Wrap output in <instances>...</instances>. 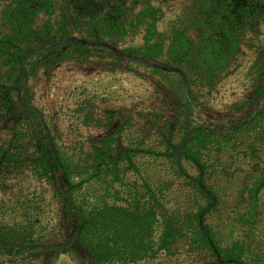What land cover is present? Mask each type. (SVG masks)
<instances>
[{
	"label": "trees",
	"instance_id": "1",
	"mask_svg": "<svg viewBox=\"0 0 264 264\" xmlns=\"http://www.w3.org/2000/svg\"><path fill=\"white\" fill-rule=\"evenodd\" d=\"M110 2L4 0L1 5L0 187L10 178L23 176L27 181H33L38 189L47 191L51 201L63 206L65 217L61 221L57 208L46 210L45 196L40 190L35 193L36 187L28 182L27 191L21 192L16 201L22 204L26 215L24 225L0 224V264L4 260L10 264H27L28 261L35 264L36 258L44 261L43 264H56L61 253L68 254L77 264H134L154 261L160 256L169 258L179 247L209 257L206 264H257L247 257L248 252L254 255V251L245 240L236 239L229 245H221L207 222L210 219L207 215L220 203L221 180L211 178L212 170H219L226 179L224 182L228 180L234 184L236 177L230 174V168L244 170L238 155L236 159L233 157L234 153L238 154L236 145L248 142L241 153L248 157L245 164L249 168L250 148L258 144L262 149L256 150L264 151V41L256 47V57L247 76L254 87L250 94L254 101L260 102L258 109L251 114L246 110V116L222 125L198 124L182 140L175 142L176 145H169L174 139L172 133H162L161 147L110 145L112 140L108 138L103 145H87L82 151L81 146L78 149L69 146L64 150L42 114L31 108L33 95L29 81L38 70L50 69L56 51L73 46L70 51L74 53L75 47L92 52L102 42L96 29H101L102 24H105L103 28L107 24L111 28L118 27L116 19L121 17L118 11L121 5L118 0ZM193 8L190 14L197 17L201 28L196 35L197 45H194L199 61L187 62L183 69L180 66L186 62L183 57L192 61L191 40L185 54L178 57L172 54V48L186 44L184 35L170 47L169 60H160L161 67L156 69L160 73L167 72L165 65L169 64L178 66L177 71L185 80L194 74L203 78L212 76L237 53L244 31L253 33L259 26L264 30V0H198ZM143 14L137 19L142 21ZM117 30L125 31V26H119ZM82 32L85 35H79ZM155 32L156 27L151 22L147 38H152ZM155 45L158 44L148 43L138 51L139 56L151 60L158 57ZM254 66L257 68L252 72ZM187 88V93L192 96L190 85L187 84ZM129 125L130 122L125 120L121 135ZM249 131L253 132L250 139ZM213 144L224 151L222 159L216 158L217 163L208 158ZM143 156L153 160L165 158L167 162L161 165L166 177L149 176L148 169L152 164L145 166L137 159ZM237 159V164L232 167ZM187 165L193 171H189ZM259 165L263 167L259 162L253 168L257 170ZM130 174L139 175L133 181L135 187L126 184ZM75 177L79 180L75 181ZM107 177L125 183L123 195L116 191L109 197H96L94 203L88 202L90 197L86 193L77 195L84 183L95 180L103 185ZM249 179L251 182L244 189L247 194L245 206L237 217V226H245L246 231L254 220L264 171L260 167ZM175 181L186 187L182 193L195 203L194 206H165L166 191ZM106 189L111 192L110 188ZM250 204L251 207L246 209ZM248 211L249 215H245ZM56 224L58 241L52 242L48 235ZM80 251L85 252L87 259L81 257ZM44 253L47 254L45 260Z\"/></svg>",
	"mask_w": 264,
	"mask_h": 264
},
{
	"label": "rangeland",
	"instance_id": "2",
	"mask_svg": "<svg viewBox=\"0 0 264 264\" xmlns=\"http://www.w3.org/2000/svg\"><path fill=\"white\" fill-rule=\"evenodd\" d=\"M112 2L113 0L110 3ZM3 3L4 0H0V10ZM118 3L121 5L118 9L121 17L116 19L118 27L111 28L107 24V27L103 28L105 24H102L101 29H96V35L102 36L99 48L91 49L92 52L87 49L85 52L75 47L74 53L70 51L73 46L70 49L69 46L62 47L54 54L55 62L50 69L38 70L29 81L33 95L31 108L42 114L60 148L66 150L71 146L78 149L81 146L82 151L87 145H103L102 142H106L108 138L112 140L110 145L161 147L162 133H172L174 139L169 145H176L175 142L182 140L198 124L222 125L232 119L246 116V110L251 114L258 109L260 102L257 99L254 101V96L250 94L254 87L247 76L248 68L256 57V47L264 41L262 26L253 33L244 31L241 34L237 53L219 72L207 78L194 74L185 80L182 79L181 72L177 71L179 67L176 65H165V73L156 69L161 67L160 60H169L170 47L181 41L184 35L187 37L184 38L186 44L172 48V54L177 57L185 54L190 40V48L197 45L196 35L201 28L197 24V17L190 14V11L198 4V0H118ZM141 13H144L142 21L137 19ZM151 22L156 27V32L152 38H147V28ZM262 23L264 24V21ZM262 23L260 25H263ZM122 25L125 26V31L117 30ZM82 34L84 32L79 35ZM151 41L158 44L155 45L158 57L151 60L139 56L138 51H142ZM190 53H193L192 61L183 57L182 60L186 62L180 64L182 69L187 67V62L191 64L199 61L195 48ZM256 68L257 66L252 67V72ZM187 84L190 85L192 96L187 93ZM125 120L130 122V125L121 135ZM226 127L228 126H224ZM247 134L248 139L253 136L252 131ZM247 143L242 141L236 145L238 154L231 151L235 159L238 155L242 160L244 169L242 171L240 168H230V174L236 177V183L232 184L227 180L226 182L230 183L228 186L220 171L215 168L212 170L211 178L221 180L218 191L220 203L207 215L210 216L207 222L216 232V238L221 245H229L236 239L245 240L251 244L250 248L254 251V255L248 252L247 257L254 259L257 264H264V183L257 193V206L251 226L248 225L247 231L245 226H237V217L240 215L238 213L243 210L247 198L244 189L251 182L249 176L256 175L260 167L264 171V151L261 153L256 150L262 149L258 144L248 151V155L252 157L250 168L245 164L248 157L244 156L241 150ZM211 146L208 158L217 163L216 158L222 159L224 151L215 144ZM137 159L142 165L152 164L148 169L149 176L161 179L166 177L161 165L167 162L165 158L153 160L143 156ZM237 162L238 159L232 163V167ZM259 162H262L263 167L259 165L256 170L253 166ZM187 168L193 171L190 165H187ZM128 177L130 179L126 184L133 186L134 179L139 175L130 174ZM78 180L79 177H75V181ZM28 182L36 187L33 181H27L23 176L10 178L5 186L0 187L1 225H24L26 215L22 204L16 201L27 191ZM99 183L95 180L84 183L77 195L86 193L90 197L89 203H94L96 197H109L116 191L118 195H123V181H112V178L107 177L103 185ZM106 187L110 188L111 192L107 191ZM41 189L36 187L34 192L40 190L45 196V209L57 208L63 221L65 208L51 201L49 193ZM185 189L186 187L175 181L166 191L165 206H194L195 203L182 193ZM251 204L246 209H249ZM250 211L245 212V215H249ZM56 228L57 224L48 235L52 242L58 241ZM82 255L83 259H87L85 252ZM169 256L166 259L160 256L154 261L143 260L134 264H206L209 259L203 254L189 253L182 247ZM46 258L47 254L44 253L43 259ZM29 262L27 264H30ZM34 262L45 263L38 258ZM2 264L10 263L4 260ZM56 264L77 263L68 254L61 253Z\"/></svg>",
	"mask_w": 264,
	"mask_h": 264
}]
</instances>
